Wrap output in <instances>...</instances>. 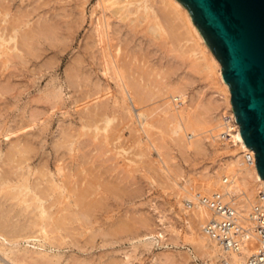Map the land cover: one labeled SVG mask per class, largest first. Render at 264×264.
Returning <instances> with one entry per match:
<instances>
[{
	"label": "rangeland",
	"instance_id": "1",
	"mask_svg": "<svg viewBox=\"0 0 264 264\" xmlns=\"http://www.w3.org/2000/svg\"><path fill=\"white\" fill-rule=\"evenodd\" d=\"M157 4L0 0V264H219L194 247L211 213L185 184L238 147L186 119L219 117L227 94Z\"/></svg>",
	"mask_w": 264,
	"mask_h": 264
},
{
	"label": "water",
	"instance_id": "2",
	"mask_svg": "<svg viewBox=\"0 0 264 264\" xmlns=\"http://www.w3.org/2000/svg\"><path fill=\"white\" fill-rule=\"evenodd\" d=\"M222 64L245 144L264 179V0H179Z\"/></svg>",
	"mask_w": 264,
	"mask_h": 264
},
{
	"label": "bare ground",
	"instance_id": "3",
	"mask_svg": "<svg viewBox=\"0 0 264 264\" xmlns=\"http://www.w3.org/2000/svg\"><path fill=\"white\" fill-rule=\"evenodd\" d=\"M155 3L160 4V6L161 5L163 6L162 12L164 16L166 17V19H168V21L176 25L178 35L181 34L182 36L186 37L187 42H190V44L193 43L196 47L203 46L205 48V51L210 54L212 58V62L218 67V77H219L218 81L227 94V106L229 109L233 108L231 89L228 83H226V81L223 78L222 64L219 61V59L216 57L212 49L209 47L207 42L205 41L202 33L200 32L199 28L193 21L187 7L184 6L179 0H155ZM150 28L154 31L158 29V27H156L155 25H152ZM14 32H17V30L14 29ZM105 33L100 32V35L101 34L104 35ZM6 34L7 33L3 32V30L0 27V52L5 50L9 45V41L5 40ZM107 42L109 43V40ZM108 46L110 45L105 46L104 51L108 50ZM116 67L118 69V64H116ZM117 76L120 78V80H124L123 74L120 71L117 72ZM126 94H127L126 95L127 98H130V96L128 95V90L126 91ZM181 98L184 99V96L182 94L179 95L178 99H181ZM167 108H168L167 110L171 109L168 106ZM182 113L183 111H180V112L178 111L179 115L178 114L176 115L180 117ZM190 115H188L186 119L187 121L186 123L189 125V127H191V129H193L195 126L197 127L198 125L202 127L201 129L203 130V129H206L210 125L212 120L214 121L218 120V117L213 118L210 115L209 117H206L207 119H204L203 117V120H201L200 118L199 119L197 118L198 119L197 120L196 117H193L194 115L193 116L191 115L192 117ZM182 129H183V125L179 121H177V124L172 129V134L177 137L180 135ZM9 131L12 136L13 134H15L12 128ZM209 131L210 130H208V132ZM219 131H220L219 125L217 128V136L213 135L214 134L212 133L213 130L210 131L211 134L210 133L209 134L210 136L212 135L211 140L217 141L224 145L228 144V143H224L219 138V134H218ZM194 132H197V130H194ZM11 135H8V137H10ZM235 137H236L235 139H236V143L238 147V152L235 151L236 153L233 155L231 160L227 161L225 166H221L220 169L214 175L203 176L200 180H197V182L196 180L192 181L193 183L196 182L194 184H197L206 193L199 191L197 189L199 187L196 188V186L194 187L198 191L196 192V189H195L193 193L190 187L191 186L190 184H192V182L190 183L187 182L185 184V194H186L185 199L187 201L197 202L196 195L198 193H201L204 195H210L211 191L215 189L217 186H219L220 183H222L220 187L218 188L219 190L218 192H221V193L225 191L228 192L229 197L233 200L235 206L240 212L241 217L244 219L245 221L244 223L246 225H249L250 222H249L248 217H249L251 208L255 203L259 202V200L261 199V192L264 191V179L260 177V174L257 168V158H256L255 150L245 144L240 133L236 134ZM228 145H232V144H228ZM189 148H192V150H195V151L205 149L203 147V144H200V143L195 144V146L190 145ZM249 153L254 154L255 156V161L253 163H247L246 161L243 160V156L245 157ZM221 174L222 175L226 174L225 178H223ZM192 188H193V185H192ZM59 198L56 199V202L59 200ZM45 212H46V209H45ZM207 217H209L207 209H205V207L203 208L200 207L199 212L196 213V218H198L200 222V220H204V219L207 220L206 219ZM197 227L198 229H200V233L197 232L194 235L193 241H194L195 249L198 252L204 253L208 255L209 257H212L214 260H218L219 264H222L225 261H228L232 264H246L248 257L252 253H254L257 248V246L255 245L256 237L254 236V234H252L250 238L245 240L244 246L240 252L228 251L224 249L223 246L220 243H218V241L206 235L203 228L201 230V227H204L203 224H197Z\"/></svg>",
	"mask_w": 264,
	"mask_h": 264
},
{
	"label": "built area",
	"instance_id": "4",
	"mask_svg": "<svg viewBox=\"0 0 264 264\" xmlns=\"http://www.w3.org/2000/svg\"><path fill=\"white\" fill-rule=\"evenodd\" d=\"M220 126L219 138L228 144L236 143V134L240 133L241 126L236 119L234 108L228 109L218 117ZM241 134V133H240ZM243 160L247 163L255 161L254 154H248ZM198 204L205 206L211 212V217L204 224V232L210 238L218 241L224 249L232 252H240L245 240L252 234L256 237L257 246L246 264H264V191L261 199L255 203L249 214V225H246L239 210L228 192H216L212 195L198 193L196 195ZM222 264H232L225 261Z\"/></svg>",
	"mask_w": 264,
	"mask_h": 264
}]
</instances>
